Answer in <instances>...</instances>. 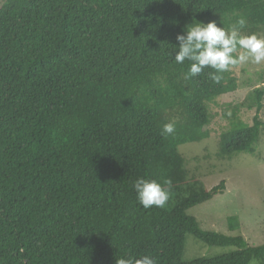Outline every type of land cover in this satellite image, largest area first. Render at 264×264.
Here are the masks:
<instances>
[{
  "label": "trees",
  "instance_id": "1",
  "mask_svg": "<svg viewBox=\"0 0 264 264\" xmlns=\"http://www.w3.org/2000/svg\"><path fill=\"white\" fill-rule=\"evenodd\" d=\"M264 36V0L0 1V264H264V244L203 231L188 210L225 190L189 178L178 147L209 137L207 104L238 88L205 68L186 78L177 34L216 21ZM238 53H234L237 55ZM264 86L226 107L234 127L217 157L254 154ZM241 109L255 110L251 125ZM175 132L162 135L163 125ZM156 180L171 195L143 208L132 187ZM232 251L182 262L185 236Z\"/></svg>",
  "mask_w": 264,
  "mask_h": 264
},
{
  "label": "rangeland",
  "instance_id": "2",
  "mask_svg": "<svg viewBox=\"0 0 264 264\" xmlns=\"http://www.w3.org/2000/svg\"><path fill=\"white\" fill-rule=\"evenodd\" d=\"M1 1V0H0ZM238 88L207 104L211 115L205 128L209 137L198 143L178 147L184 159L189 178L199 180L207 189L224 181L225 190L207 202L188 210L203 231L226 236H240L253 246L264 244V100L259 113L263 123L254 154L238 153L229 160L217 157V143L221 132L234 127L221 117L228 106L240 104L245 96L257 87L264 86V61L256 64L251 60L235 70ZM255 110L241 109L239 120L251 125ZM232 251L231 248L209 247L187 234L184 240L182 262L210 259ZM249 264H258L252 260Z\"/></svg>",
  "mask_w": 264,
  "mask_h": 264
},
{
  "label": "clouds",
  "instance_id": "3",
  "mask_svg": "<svg viewBox=\"0 0 264 264\" xmlns=\"http://www.w3.org/2000/svg\"><path fill=\"white\" fill-rule=\"evenodd\" d=\"M246 25L244 18H240L229 29L218 26L216 21L195 22L187 25L183 34H177L178 51L174 59L178 64L185 60L191 61L186 78L198 76L205 68L215 70L209 73L210 78L219 83L221 73L231 67L252 61L260 64L264 61V36L257 34H242L241 29ZM234 53H238L234 55ZM175 132L173 123H166L162 128V135ZM167 187L156 180L137 178L132 187L139 204L147 209L152 206L165 207L171 195V180L165 181ZM116 264H157V260L149 255L139 258L122 256L116 259Z\"/></svg>",
  "mask_w": 264,
  "mask_h": 264
}]
</instances>
